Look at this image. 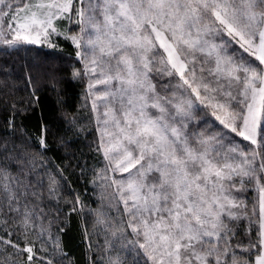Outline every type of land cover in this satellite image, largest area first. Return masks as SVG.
<instances>
[{
    "label": "snow or ice",
    "instance_id": "1",
    "mask_svg": "<svg viewBox=\"0 0 264 264\" xmlns=\"http://www.w3.org/2000/svg\"><path fill=\"white\" fill-rule=\"evenodd\" d=\"M73 214L87 264H264V0H0V264H75Z\"/></svg>",
    "mask_w": 264,
    "mask_h": 264
},
{
    "label": "trees",
    "instance_id": "2",
    "mask_svg": "<svg viewBox=\"0 0 264 264\" xmlns=\"http://www.w3.org/2000/svg\"><path fill=\"white\" fill-rule=\"evenodd\" d=\"M63 43V42H62ZM65 52L63 55L67 56L68 53L72 52V48L63 43ZM48 51V50H45ZM63 90L65 95L63 96V100L66 101L64 105L68 110L75 111L76 107L80 105L81 99V88L78 84L75 83H66L63 86ZM26 93L18 94L20 96H25ZM61 105L57 104V97L54 93L50 91H45L40 93V104L35 113L29 114L27 119H23V123L28 128L30 133H34L37 122L40 120L41 116L44 118L46 122H53L59 115V108ZM91 136H88L87 139L81 138L80 142L74 145V149H82L84 152V160H87L88 165L98 166L99 161L96 155L92 152H89L87 147L85 146L90 140ZM55 146L53 145V149ZM53 153H49L52 155ZM76 155L79 156V151L76 152ZM83 160L81 161V163ZM71 163L74 165L76 160H72ZM78 174V170H77ZM69 180L71 181L72 187L80 193L82 199L85 200L86 203L95 207V204L92 199V191L91 186L84 183L83 180H78L76 174L71 173V169L69 170ZM86 189H88L86 191ZM61 238L63 241L64 250L68 253L70 257L73 258L75 264H87V256L85 255V248L83 243V237L80 230V219L77 218L74 214L70 218L69 223L65 231L61 234Z\"/></svg>",
    "mask_w": 264,
    "mask_h": 264
}]
</instances>
